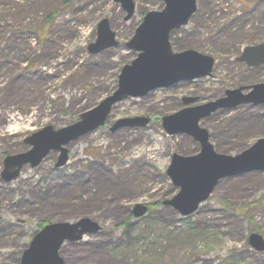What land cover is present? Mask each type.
I'll return each mask as SVG.
<instances>
[{"label": "rangeland", "instance_id": "374dc122", "mask_svg": "<svg viewBox=\"0 0 264 264\" xmlns=\"http://www.w3.org/2000/svg\"><path fill=\"white\" fill-rule=\"evenodd\" d=\"M248 1L197 0L189 24L171 35L175 52L190 47L215 59L212 77L119 102L106 126L68 145L63 168H54L52 154L4 183V158L28 150L26 138L76 122L116 91L122 69L138 56L127 43L145 15L165 5L134 0L126 20L114 0H0V264H12L41 222L82 217L102 230L65 244L66 264H264V251L248 242L253 231L264 236V171L223 179L190 216L164 205L179 193L167 175L172 155L194 156L200 146L167 134L162 118L184 109L185 97L201 105L264 83V66L238 60L245 47L264 42V0ZM104 18L119 45L92 55ZM148 116L144 128L110 131L120 119ZM201 126L217 152L237 155L264 138V105L219 110ZM136 204L147 205V215L135 218Z\"/></svg>", "mask_w": 264, "mask_h": 264}, {"label": "water", "instance_id": "95a60500", "mask_svg": "<svg viewBox=\"0 0 264 264\" xmlns=\"http://www.w3.org/2000/svg\"><path fill=\"white\" fill-rule=\"evenodd\" d=\"M127 13L126 20L135 13L134 0H114ZM164 8L148 12L134 36L127 43L129 49L138 53L131 64L126 65L118 80L116 91L99 105L81 114L80 119L61 129L47 126L25 140L31 147L22 153L8 155L4 159L1 178L6 183L16 180L24 166L37 167L51 152L60 155L55 165L61 168L69 161L68 144L81 136L104 126L113 107L127 98H142L151 91L169 88L182 81H194L211 77L215 60L209 55L188 49L174 52L170 37L173 31L186 26L197 11V0H163ZM116 33L108 18L102 19L97 27V40L89 45L92 55L117 47ZM238 60L248 67L264 65V42L247 46ZM247 91V92H245ZM197 99L185 97L186 106L179 112L165 116L162 126L169 135L185 134L200 145V152L194 156L174 154L167 175L178 187L179 193L164 202L173 207L181 216L187 217L196 212L205 202L218 183L226 178L253 171H264V138L237 155H224L215 151L209 140V133L200 126L202 119L215 112L252 104L264 105V83L249 88L229 89L225 96L206 104L190 106ZM150 117L120 119L110 128L115 132L121 128H144L151 122ZM148 207L136 204L133 207L135 218L147 214ZM102 230L101 225L89 218L77 222H55L43 227L23 251L19 264H65L60 250L66 243L78 242L85 235ZM249 244L257 252L264 251V237L253 232Z\"/></svg>", "mask_w": 264, "mask_h": 264}, {"label": "trees", "instance_id": "16d2710c", "mask_svg": "<svg viewBox=\"0 0 264 264\" xmlns=\"http://www.w3.org/2000/svg\"><path fill=\"white\" fill-rule=\"evenodd\" d=\"M251 1H253V0H249L248 2H251ZM185 49H190V47H186ZM191 49H193V48H191ZM184 50V49H183ZM80 116V115H79ZM77 120V119H76ZM262 137H264V136H262ZM243 148H244V146L243 145H240V147L238 146V148H237V150H243ZM66 200H60V201H57L59 204H62L63 202H65ZM50 222H53V220H47V221H44V222H41L40 224H39V229L38 230H40L45 224H47V223H50ZM37 230V231H38ZM36 231V232H37ZM35 232V233H36ZM27 247V244H20L19 245V247H18V250H17V252H16V254H14V256L12 257V259H11V261H12V264H18L19 263V261H20V257H21V254H22V252H23V250L25 249Z\"/></svg>", "mask_w": 264, "mask_h": 264}]
</instances>
